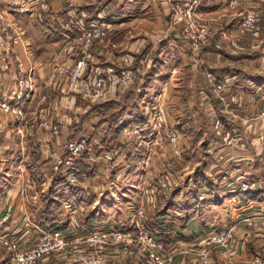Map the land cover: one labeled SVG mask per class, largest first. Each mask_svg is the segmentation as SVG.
<instances>
[{
  "label": "rangeland",
  "instance_id": "obj_1",
  "mask_svg": "<svg viewBox=\"0 0 264 264\" xmlns=\"http://www.w3.org/2000/svg\"><path fill=\"white\" fill-rule=\"evenodd\" d=\"M161 1L167 7L164 18L158 13ZM34 2L31 8H24L23 2L8 7L0 4V59L4 58L1 69L9 71L12 88L21 71L33 69L31 79L37 99L30 108L32 112L43 109L42 119L51 125L59 124L58 134L38 128L29 130L30 113L23 119L26 131L16 133L25 150L35 151L39 146L38 151L53 161L66 143L83 130L92 129L102 133L104 152L95 155L99 158L97 165L89 170L88 186L97 189L82 196H75L69 186L57 189L52 180L60 179L52 173L51 165L47 176L30 170V164L25 167L29 177L22 189L24 202L32 203L36 196L34 208L43 205L46 210L49 204L52 213L48 217L45 211L43 223L35 224L37 229L27 240L22 239L23 235L11 238L27 249L41 233L56 228L64 241L69 240L63 251L46 255L35 264H80L75 260L81 256L87 258V264L97 258L106 264H152L147 261L150 248L144 244L134 246L137 238L115 242L107 239L106 245H83L88 249L84 251L71 244L97 231H88L92 230L88 226L93 224L91 218H98L95 223H106L99 230L109 226L132 230L136 223L155 229L164 264L264 261L261 247L256 249L257 254L251 248V240L256 243L253 233L264 236L263 214L216 244L205 239L208 230L202 221L208 209L221 211L228 218L232 210L238 211L241 195L246 193L239 191L241 183H248L252 189L247 192L264 201V0H190V18L184 17L182 22L169 0ZM144 4L145 11L141 10ZM251 14L254 23L246 27L243 23ZM99 16L105 26L99 33L88 30L90 22ZM157 17L162 25L156 23ZM132 19L136 23L130 25ZM189 22L206 28L208 37H188L184 27ZM15 34L20 43L10 47V38ZM9 59L13 66H8ZM18 61L23 63L22 70L17 67ZM81 62L82 79L93 80L108 69L114 76L131 70L135 79L127 87L118 85L111 97L96 102L79 94L62 93L69 90L65 77L70 80ZM52 72L57 75L49 83ZM158 108L163 110L162 123L158 122ZM0 114L17 122L10 113L0 110ZM91 117L96 118L94 125L87 124ZM136 125L146 128L145 133L152 130L149 145H135L133 130L127 128ZM63 128L68 132L66 136L61 133ZM34 134H39L40 145L32 138ZM13 135L10 133L11 142ZM27 157L29 163L31 156ZM195 175L201 177V183ZM29 184L34 188L29 189ZM69 201L74 206L64 212ZM139 209L145 215L142 220L136 216ZM57 210L58 217L54 215ZM7 212L11 216L12 210L4 215ZM56 217L60 223H55ZM45 220L53 225L48 226ZM159 220H163V235L156 223ZM227 221L216 223L211 230H224L235 223L226 226ZM21 223L24 226L29 221ZM188 223L203 230L199 234L196 229L195 233L188 232ZM144 242L148 244L146 239ZM245 244H251L248 258L241 256ZM230 248L236 253L230 255ZM12 255L0 244V264H12Z\"/></svg>",
  "mask_w": 264,
  "mask_h": 264
},
{
  "label": "built area",
  "instance_id": "obj_2",
  "mask_svg": "<svg viewBox=\"0 0 264 264\" xmlns=\"http://www.w3.org/2000/svg\"><path fill=\"white\" fill-rule=\"evenodd\" d=\"M170 3L173 4V11L176 15V18L180 22H182L186 17L190 18V12L192 9V5H189L190 0H169ZM194 4H197V2L193 1ZM236 2H233L232 4H235ZM186 10V14L182 15V11ZM185 17V18H184ZM102 17L99 16L98 20L91 21L89 26L87 27L88 30H96V32L99 33L100 27H104L105 23L102 21ZM254 23L253 15H249L247 20L243 23L246 27L251 26ZM191 28V31H189L188 28ZM185 33L190 38L197 37L198 39L205 40L209 32L206 30V28H197L194 24H189L184 27ZM86 32V28L84 29ZM103 35V34H102ZM11 46H18L20 41L19 37L16 36V34L10 38ZM0 45L2 46V41L0 40ZM6 49H9L8 47ZM7 51V50H6ZM18 69H23V63L21 61H18L17 63ZM84 71L83 63H79L77 67L74 70L73 75L71 76L70 80L68 77L66 78V84L69 83L68 91H64L62 93H68L74 95H80L83 99L90 100L92 102L100 101L107 99L111 97L116 87L123 86L127 87L129 84L133 83V80L135 79V74L131 70H125L121 71L119 76L111 75L113 71L110 69L106 71H102L100 74H97V76L92 80L90 77L88 79H82V74ZM60 77L61 73H58ZM57 75V73L52 72L48 76V82H52L54 77ZM19 78L16 79V87H14L12 90L9 91L5 97L0 98V110L3 113H10L14 116H16V120L23 122L24 117L27 115L28 106L32 105L34 100L37 99V92L34 86V83L32 81L33 76V69L31 67L26 68V70L21 71L18 74ZM64 78V75L63 77ZM121 84V85H120ZM157 113L160 112L158 122L162 123L163 117V110L160 108L157 109ZM161 110V111H160ZM156 112V110H154ZM44 113L43 109H40L39 111L36 110L35 112H31L29 116V122H28V129H44L48 132H51L52 134H58V126L59 124H49L48 122H45L42 119V114ZM162 115V117H161ZM66 116L64 115L63 118ZM98 121V120H97ZM75 123H77L75 121ZM133 138L135 139V145L137 147H140L142 145H149L148 139L151 137L153 138L151 132L145 133L146 128L140 127V125L131 126L127 128V131H131ZM97 135V137H95ZM142 135H146L143 137ZM102 139L103 135L101 132L93 131L90 129L83 130V133H80L79 135L75 136L71 141L66 143L64 145L63 152H61L60 155L56 157L55 160L52 161V173L60 179V181H63L65 185L69 186V188L76 189L79 192L88 193V190L93 191L92 189H97V186H88L90 183L89 179V170L94 167V165H97L98 157L95 155L97 153L102 154L104 152L103 146H102ZM96 161V162H95ZM95 163V164H94ZM29 189H33L34 187L32 185H27ZM88 187V188H87ZM252 187L249 186L248 183H241L239 185V191L241 192H247L251 190ZM32 206L35 205L36 196H33L32 198ZM74 202L69 201L64 205V212H67L68 210L72 209ZM9 212H7L6 215H4V218H2V222H6L9 219ZM136 216L138 219H144L145 215H143L142 209H139L136 213ZM264 219V217H262ZM251 219L249 218H242L237 220L231 227L224 229V230H208L206 235V240L210 241L212 244H216L219 239H227L232 237V232L237 230L239 227L243 226L246 222H249ZM30 223V222H29ZM33 229H37V226L35 223H33ZM34 229V230H35ZM92 230H88L92 232ZM205 232V233H206ZM128 238H137V242L134 243V246L138 245H146L148 248H150V256L147 261L154 264H164L163 263V256L162 251V245L160 243V239L158 237V232L155 229H152L148 227L147 225H144L143 223H136L135 227L130 230H124V229H118L114 227H107L102 230L94 231L89 238H86V240H83L82 238H78L73 240V245L78 246V250H88L83 245H91V243H98L101 245L107 244V239L115 241H124ZM144 239L147 240L148 244H145ZM37 240V241H36ZM36 242L32 244L29 248H21L19 246L20 244L12 239L9 236H1L0 237V244L7 247L8 251H10L13 255L11 258L12 264H35L38 260L43 258L46 255H50L53 252L56 251H63L65 248H67L68 241H64L65 239L60 236L59 230L56 228L50 231H46L44 233H41L39 235V238H36ZM72 246V245H71ZM74 247V246H72ZM75 248V247H74ZM142 251H146L145 249H141ZM154 250V254L153 253ZM236 253V250L233 248H230L229 254L233 255ZM87 259V258H86ZM85 256H81L75 260V262H79L80 264H87L86 263ZM103 259H96L91 261L89 264H103ZM106 264V263H104ZM254 264H264V261L256 259Z\"/></svg>",
  "mask_w": 264,
  "mask_h": 264
},
{
  "label": "crops",
  "instance_id": "obj_3",
  "mask_svg": "<svg viewBox=\"0 0 264 264\" xmlns=\"http://www.w3.org/2000/svg\"><path fill=\"white\" fill-rule=\"evenodd\" d=\"M135 1L136 0H134V2ZM19 2L25 3L24 8L34 7V4H35L34 0H0V4H2L5 7L13 5L14 3L18 4ZM153 5L155 7L154 9H157V5L155 3ZM159 6H161L160 8L161 10L158 11V13H160L161 15L160 18H162V16L164 18V16L166 15L167 7L164 6V3L162 1L159 4ZM129 9L133 11L135 8L131 6L129 7ZM141 10H144V11L146 10L145 4H144L143 9ZM160 18L158 17L156 18V20L158 21L156 23L162 25V21ZM129 23L130 25L132 23L135 24L136 20L132 19L129 21ZM19 53L21 52L19 51ZM21 57L26 62L27 59L22 53H21ZM7 63L9 67L13 66L12 59L11 60L9 59ZM26 65L27 67H29L30 64H26ZM1 67H4V58L0 59V98H3L13 88H12V83L9 82L8 80L9 71H2ZM31 112H32V107L30 108V106H28L27 115L28 113H31ZM12 119L13 118L9 115L0 114V236L5 235L9 237H21L23 235L22 239L27 240L25 238L34 232V229L32 228L33 223H35L36 225L38 224L39 226H40V223H43L42 220L44 219L43 217H45L46 210H45V207H43V205L42 207L39 205L38 208H34L31 203H25L23 200L24 196H23L22 189L26 182L25 178L27 179L29 177V174L25 170V167H29V164H30V170L36 171L39 174H43L47 176L49 174L48 169L50 168V165H52V160L49 159L50 156H45V154H42L38 151L40 150V147L38 146L40 144L38 143V140H37L39 137V134H34V136L32 137L34 138V141L35 140L37 141L36 144L38 143V145H36L38 146L37 147L38 150H35V151L33 150L28 151V149L25 150L23 146V142L19 139L17 133H21V131H26L25 129L26 126H23V122H20V121L13 122ZM95 121H96V118L91 117L90 119H88L87 124L94 125ZM16 130H17V133H16ZM10 133L14 134L13 135L14 142L13 141L11 142V138H9ZM61 133L63 136H66L68 132L65 128H63ZM69 137H70V134H69ZM27 156H31V161H29V163H26V160L28 158ZM116 163H118V161ZM209 181L210 180H207L206 184ZM57 185L59 187L57 189L62 188L61 190H63V187L61 186V184H57ZM72 192H74L75 196L77 194H80L81 196L84 195V192H79L76 189H72ZM238 207H239L238 211L236 210L237 209L236 208L229 213V218L225 216V214L221 211H218L217 213H215V212H212V210L208 209V212L206 214L208 216L203 218L202 220V221H205L206 223L204 225L205 231H206V228L207 230L212 229L214 228V225H217L216 223L220 225V224H223V222L227 220H228L227 223L224 224L226 226L231 225L237 220L244 218L246 216H247L246 218L250 217V219H252V218H259V216H261L259 214L264 215V201L263 200L246 201L245 199H242V201H239ZM8 209L12 210L11 216L8 221L2 222L1 221L2 216L4 215V212L7 211ZM58 214L59 213L57 210L54 215L58 217ZM57 217H56L55 223H60L61 221ZM97 219L96 218L90 219V221H92L93 224H90V221L88 220L89 221L88 224H90L88 227L90 229L99 230L100 226L103 227V224L104 225L106 224L105 222H101L99 224L95 223ZM99 219H102V218L99 217ZM22 220H25V221L28 220L30 223L25 224L23 226V224L21 223ZM50 220L53 221L54 216H51ZM156 223H158L157 225H159L158 226L159 231L163 235V220L162 221L159 220ZM47 224L48 226L53 225V224H49V222ZM188 224L191 227V228L187 227L188 232L192 231V233H195V229H196L197 234H199L200 231L203 230L202 228L200 230L199 226H196L194 228L193 224L191 223H188ZM92 227H95V228H92ZM252 236L256 238V243H259L257 245L254 242L255 239L254 241L251 240V244H253L251 248L254 247L253 254H257L258 251L256 249H260V247H261V250L264 252V236H260L255 233H253ZM249 245L245 244L241 249V256L244 258H248L251 255L250 254L251 251L248 249Z\"/></svg>",
  "mask_w": 264,
  "mask_h": 264
},
{
  "label": "trees",
  "instance_id": "obj_4",
  "mask_svg": "<svg viewBox=\"0 0 264 264\" xmlns=\"http://www.w3.org/2000/svg\"><path fill=\"white\" fill-rule=\"evenodd\" d=\"M195 177H196V181L199 182V183H201V180H202L201 177L198 176V175H197V176L195 175ZM53 182H55V183H57V184H61V186L64 187V188L67 187V185H65L63 181H57V180H54ZM67 189H68V188H67ZM241 196H242V198L245 199L246 201H250V200H252V201H258V200H259V201H260V199H258V197H257L256 195H252V193H250V192L243 193ZM256 198H257V199H256ZM45 206H46V211H47L46 214H47V216H48V214H49L48 212L52 213V210H51L49 204H46ZM58 207H59V205H58ZM49 208H50V209H49ZM55 209H56V207H55ZM49 216H50V215H49ZM49 216H48V217H49ZM48 217H46V218L48 219ZM46 218H45V219H46ZM46 221H47V220H45V222H46ZM46 223H48V222H46Z\"/></svg>",
  "mask_w": 264,
  "mask_h": 264
}]
</instances>
